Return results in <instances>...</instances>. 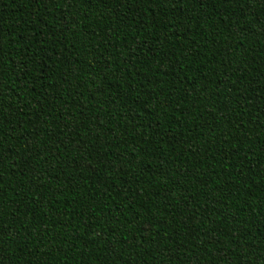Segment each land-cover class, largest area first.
<instances>
[{
  "label": "trees",
  "instance_id": "16d2710c",
  "mask_svg": "<svg viewBox=\"0 0 264 264\" xmlns=\"http://www.w3.org/2000/svg\"><path fill=\"white\" fill-rule=\"evenodd\" d=\"M0 264H264V0H0Z\"/></svg>",
  "mask_w": 264,
  "mask_h": 264
}]
</instances>
